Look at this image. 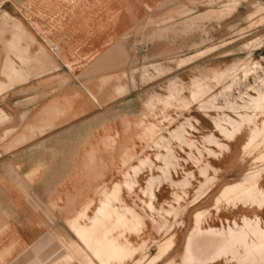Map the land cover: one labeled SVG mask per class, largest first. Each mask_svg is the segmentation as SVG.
<instances>
[{
	"label": "rangeland",
	"instance_id": "obj_1",
	"mask_svg": "<svg viewBox=\"0 0 264 264\" xmlns=\"http://www.w3.org/2000/svg\"><path fill=\"white\" fill-rule=\"evenodd\" d=\"M19 22L29 63L8 46ZM7 56L25 78L10 81ZM262 89L264 0H0V264H80L67 218L126 178L124 204L146 224L124 264H148L169 238L155 264H180L197 213L217 230L264 226V205L215 202L262 166L244 150L254 124L221 130Z\"/></svg>",
	"mask_w": 264,
	"mask_h": 264
},
{
	"label": "bare ground",
	"instance_id": "obj_2",
	"mask_svg": "<svg viewBox=\"0 0 264 264\" xmlns=\"http://www.w3.org/2000/svg\"><path fill=\"white\" fill-rule=\"evenodd\" d=\"M14 25V40L9 42L8 46L22 62L29 63L31 57L28 55V47L21 43L22 37L28 32L22 23H15ZM41 53H45V51L41 50ZM3 72L12 82L26 77L24 70L18 69L9 56L6 58ZM198 92L201 95L206 94L207 88L200 84ZM172 95L177 97L174 93ZM237 108L247 109V111L243 114L239 113L240 120L228 119L232 128L221 126V130L225 136L231 138L245 124L250 127L251 124H254L255 128L251 127L252 132L248 142L244 145V150L251 152L259 149L256 159L262 163V166L246 174L237 184L225 187L215 202L217 206L220 202L225 201L233 205L240 203L244 205L255 204L261 208L264 205V179H261L264 172V121L261 125H257L256 119L258 115H262L264 118V89L258 91L257 96H250L249 100ZM3 119L4 117L0 116V122ZM148 133L153 136L156 131L149 129ZM170 157L169 154L166 158V166L171 163L168 160ZM37 170L38 168L32 173L34 174ZM134 170L137 173L138 167H134ZM154 179H150L147 191H145L149 196V200L145 203L151 210L155 209L153 203L155 197ZM212 179L209 177V181ZM123 184L131 190L134 188L135 180L126 178L123 183H115L110 189L101 187L98 192L101 195L99 203L93 209L92 214L89 211L93 200H90L83 204L73 217L67 218V222L79 239V241L71 239L66 245L70 250L69 259H76L80 264L94 262V259L100 264H124L125 260L132 257L142 246V244L135 245L129 236L134 233L139 235L146 224V220L141 213L124 204V199L121 196ZM197 195L200 196L201 191H198ZM198 197L195 199V203L199 202ZM171 212V210L167 211V213ZM260 221V219L245 216L243 217V224L235 221L234 225H228V228L224 227L217 230L212 225L205 226L203 213H197L194 217V226L187 237L181 254L180 264H207L218 262L220 258L235 260L240 264H264V226ZM163 226L164 224L158 223V229ZM173 245L174 241L171 238L160 243L158 253L148 264H155L159 261ZM139 263L140 261L134 264Z\"/></svg>",
	"mask_w": 264,
	"mask_h": 264
}]
</instances>
